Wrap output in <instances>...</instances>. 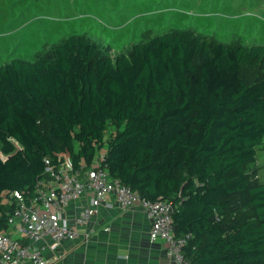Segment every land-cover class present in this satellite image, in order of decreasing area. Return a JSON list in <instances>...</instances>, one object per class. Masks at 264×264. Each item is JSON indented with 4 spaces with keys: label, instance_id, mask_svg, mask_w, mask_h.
Segmentation results:
<instances>
[{
    "label": "trees",
    "instance_id": "obj_1",
    "mask_svg": "<svg viewBox=\"0 0 264 264\" xmlns=\"http://www.w3.org/2000/svg\"><path fill=\"white\" fill-rule=\"evenodd\" d=\"M264 45L195 30L146 37L112 57L83 35L0 67V233L45 160L71 157L141 198L168 201L192 264H264V183L247 167L264 140ZM113 127L112 132L109 127Z\"/></svg>",
    "mask_w": 264,
    "mask_h": 264
},
{
    "label": "rangeland",
    "instance_id": "obj_2",
    "mask_svg": "<svg viewBox=\"0 0 264 264\" xmlns=\"http://www.w3.org/2000/svg\"><path fill=\"white\" fill-rule=\"evenodd\" d=\"M188 29L225 44L264 45V0H0V67L34 62L71 36H86L116 57L146 37ZM245 77L254 82L264 74L248 70ZM247 170L252 183H264V140Z\"/></svg>",
    "mask_w": 264,
    "mask_h": 264
},
{
    "label": "built area",
    "instance_id": "obj_3",
    "mask_svg": "<svg viewBox=\"0 0 264 264\" xmlns=\"http://www.w3.org/2000/svg\"><path fill=\"white\" fill-rule=\"evenodd\" d=\"M105 156L100 152L91 167L83 163L77 167L71 157H63L58 164L46 159L44 178L37 182L32 198L18 191L10 194L17 207L9 218L8 231L0 233V264H52L58 258L49 257L48 252L57 253L65 240H75L101 207L131 210L137 206L151 222L150 240L165 243L173 264H192L183 252L190 235H175L172 204L143 199L113 178L102 163ZM86 197L89 202L71 225L68 211Z\"/></svg>",
    "mask_w": 264,
    "mask_h": 264
},
{
    "label": "crops",
    "instance_id": "obj_4",
    "mask_svg": "<svg viewBox=\"0 0 264 264\" xmlns=\"http://www.w3.org/2000/svg\"><path fill=\"white\" fill-rule=\"evenodd\" d=\"M88 202V197L82 198L68 211L71 225ZM150 229L151 222L140 206L131 210L101 207L75 240H65L57 253L48 252L49 257L58 258L52 264H173L165 243L150 240Z\"/></svg>",
    "mask_w": 264,
    "mask_h": 264
}]
</instances>
